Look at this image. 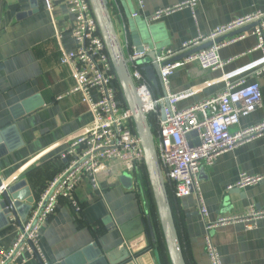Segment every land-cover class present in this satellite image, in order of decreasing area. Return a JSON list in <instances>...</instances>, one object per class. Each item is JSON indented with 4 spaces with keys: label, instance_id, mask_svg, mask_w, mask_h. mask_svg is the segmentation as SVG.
<instances>
[{
    "label": "crops",
    "instance_id": "obj_1",
    "mask_svg": "<svg viewBox=\"0 0 264 264\" xmlns=\"http://www.w3.org/2000/svg\"><path fill=\"white\" fill-rule=\"evenodd\" d=\"M188 1L191 0H109L127 56L135 49L129 32L138 25L153 31L152 50L158 52L176 50L184 42L208 36L248 14L264 13V0H197L194 6L149 21L156 12ZM55 3V11L50 13L44 0H0V132L16 128L0 144L4 150L0 176L5 188L26 182L18 191L25 208L9 220L0 217V247L4 249L12 246L40 193L65 165L60 154L93 120L82 94L71 93L75 80L70 68L61 64L63 52L74 51L76 44L68 31L73 17L65 1ZM134 13L139 16L132 17ZM240 34L245 38L220 50V57L226 62L222 70L203 71L190 64L170 78L172 93L195 90L192 98L180 103V108L214 96L224 88L227 78L258 83L262 105L242 118L235 130L264 119V75L255 74L262 65V53L254 50L257 38L253 26L220 41ZM150 84L155 97L164 94L162 86ZM90 96L93 100L99 98L95 89ZM241 173L264 176V136L222 154L213 166H203L200 187L208 217L204 219L199 214L195 196L176 202L175 221L187 264H210L204 240L206 224L220 216L244 214L251 206L264 211V180L246 189L227 191ZM125 176L131 180H125ZM98 180V188L87 179L75 189L80 211L62 199L55 214L42 226L40 245L47 264H94L99 259L97 251L108 256L119 247L131 253L122 264H162L150 203L135 175H128L119 164L112 163L110 170L99 174ZM31 198L33 202L29 204ZM212 238L222 264H264V218L252 229L243 224L217 228ZM121 255L122 250L115 258ZM18 264L43 263L28 257Z\"/></svg>",
    "mask_w": 264,
    "mask_h": 264
},
{
    "label": "built area",
    "instance_id": "obj_2",
    "mask_svg": "<svg viewBox=\"0 0 264 264\" xmlns=\"http://www.w3.org/2000/svg\"><path fill=\"white\" fill-rule=\"evenodd\" d=\"M73 22L69 32L75 40L76 49L63 52L61 64L70 68L75 87L71 93H80L83 103L92 114L89 128L70 142L60 154L64 168L48 182L35 202L29 218L21 225L12 246L0 247V264H18L28 257H36L47 264L40 245L41 228L48 222L62 199L70 201L77 211L81 210L74 192L84 180H90L99 187V174L110 170V164H119L126 172L136 175L145 164L144 150L135 132L132 113L118 99L116 73L99 30L89 0H64ZM191 0L174 8L160 10L149 21H158L163 16L187 6H194ZM46 9L55 11V0H44ZM134 13L132 17H138ZM247 26H253L257 38L254 48L262 53V65L256 70L257 76L264 75V13L256 12L220 26L208 36H198L184 42L180 48L164 49L157 56L159 75L164 94L155 97L152 87L139 61L145 53L135 51L127 56L129 68L148 120L155 125V146L165 182L173 183L178 199L195 196L198 212L208 217L204 201L200 174L203 166H213L224 153L250 143L264 136V119L248 128L237 129L242 118L248 117L262 105V91L256 82L248 83L246 78L233 82L225 79L224 88L214 96L205 98L189 107L180 108V103L195 94L194 89L172 93L170 78L179 69L196 64L203 71L222 70L226 62L220 57V50L245 38L240 34L228 41L221 38ZM207 43L208 48L185 54ZM184 56V57H181ZM97 90L98 100L90 96ZM164 115V118L162 117ZM150 122V121H149ZM264 180L262 175L241 173L237 182L227 188L246 189ZM264 218V211L253 206L241 215L220 216L215 222L206 224L205 248L210 264H222L214 245L212 232L217 228L243 224L252 229L258 220Z\"/></svg>",
    "mask_w": 264,
    "mask_h": 264
},
{
    "label": "water",
    "instance_id": "obj_3",
    "mask_svg": "<svg viewBox=\"0 0 264 264\" xmlns=\"http://www.w3.org/2000/svg\"><path fill=\"white\" fill-rule=\"evenodd\" d=\"M89 2L97 20L100 33L105 42L126 104L132 113L135 132L138 135L144 150L145 166L170 262L171 264H187L178 235L166 182L158 159L152 125L149 122L146 112L143 109L142 102L135 91L134 82L129 68V61L127 59V53L123 48L120 35L114 24L110 11L109 0H89ZM245 28L236 31L231 35L233 36L235 34H239ZM129 35L134 42L135 51L138 53L146 52L143 59L139 61V65L143 66V71L145 72L148 80L152 82L155 87L159 88V86H162V83L159 75V65L157 64L156 59L162 50H159L158 52L152 50L154 49L153 45L155 39L153 31L145 25H138L137 27H134L131 32H129ZM211 45V43H207L185 54L184 56L208 48ZM27 112L30 111L27 110ZM162 117L164 118L163 114ZM15 130V126H12L6 131H1L0 144L8 132H15ZM3 154L4 150L0 146V158ZM124 178L128 181L131 180L128 176H125ZM25 186L26 182L21 181L14 186L5 188L3 180L0 176V217L3 216L4 219L7 218L9 220V218L20 214V212L25 208V206L21 204L22 201L20 198L22 197L18 194V191ZM28 202L29 204L32 203L33 199H28ZM29 204L27 206L28 208L30 207ZM153 241H155V239ZM121 250L123 251V255L116 259V254H118ZM97 254L99 259L94 264H122L128 261L131 257V253L125 247H119L112 255L108 254V256H103V253L100 250L97 251Z\"/></svg>",
    "mask_w": 264,
    "mask_h": 264
},
{
    "label": "trees",
    "instance_id": "obj_4",
    "mask_svg": "<svg viewBox=\"0 0 264 264\" xmlns=\"http://www.w3.org/2000/svg\"><path fill=\"white\" fill-rule=\"evenodd\" d=\"M116 85L119 89V92H118L119 101L121 103H123L124 106H127L124 95L121 91L118 79H116ZM149 121L152 125V130L155 133L156 132L155 125H153V122L151 120H149ZM64 166L65 165H63V167L61 169H59L58 172L61 171L64 168ZM136 180H137L138 186L140 187L141 191L145 194V196L148 198V201L150 203V209H151L152 215L154 217V222H155L154 231L157 235L156 237L159 238V242H156L157 243L156 246L158 245L157 251L160 249V253H161V257H162L161 258L162 264H171L170 258L168 255V251L166 248L165 240H164V235H163V232H162V229L160 226L159 217H158L157 209L155 206V201L153 198V193H152V189H151V185H150V181H149V177H148V173H147V169H146L145 164L142 165L138 169V172L136 175ZM166 187H167V191L169 194L170 202H171L173 213H174L175 204L178 201V198L175 195V186L173 183L167 182ZM174 218H175V214H174Z\"/></svg>",
    "mask_w": 264,
    "mask_h": 264
},
{
    "label": "rangeland",
    "instance_id": "obj_5",
    "mask_svg": "<svg viewBox=\"0 0 264 264\" xmlns=\"http://www.w3.org/2000/svg\"><path fill=\"white\" fill-rule=\"evenodd\" d=\"M126 172V171H125ZM126 173H128V172H126ZM128 174H130V173H128Z\"/></svg>",
    "mask_w": 264,
    "mask_h": 264
}]
</instances>
